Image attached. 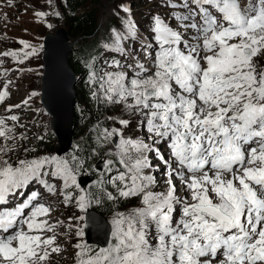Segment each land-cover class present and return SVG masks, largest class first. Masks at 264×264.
Returning <instances> with one entry per match:
<instances>
[{"label": "snow or ice", "instance_id": "obj_1", "mask_svg": "<svg viewBox=\"0 0 264 264\" xmlns=\"http://www.w3.org/2000/svg\"><path fill=\"white\" fill-rule=\"evenodd\" d=\"M165 6L187 9V14L173 13L182 30L152 16V42L141 46L151 65L137 58L128 66L134 68L131 79L126 72L99 79L104 99L138 112L149 140L166 143L168 157L143 140L123 138L119 129H104L103 139L120 137L115 154L125 169L110 182L122 197L141 196L142 207L114 217L109 246L94 250L82 239L75 243L76 264H264V69L256 62L264 55V0H247L244 7L240 0H181ZM119 7L130 14L129 7ZM136 28L134 20L126 19L124 31L111 29L112 43L104 47L127 55L123 41L134 39ZM20 43L28 50L20 63L42 49ZM113 66L122 67L119 61ZM90 76L96 83V73ZM8 95L5 85L0 103ZM39 95L33 91L23 104ZM13 107L20 105L8 111ZM11 131L0 118V137L11 138ZM152 151L166 166V193L147 190L155 177L145 174L153 165L143 153ZM83 162L57 155L14 163L0 158V264H45L62 251L56 228L63 222L50 223L52 208L41 202L39 190L9 205L33 182L56 195L51 176L62 181L64 204L87 211L99 196L77 182ZM174 179L186 196L177 195ZM73 187L78 195L68 191ZM103 194L116 199L111 192ZM74 235L82 238L84 229L77 226Z\"/></svg>", "mask_w": 264, "mask_h": 264}, {"label": "rangeland", "instance_id": "obj_2", "mask_svg": "<svg viewBox=\"0 0 264 264\" xmlns=\"http://www.w3.org/2000/svg\"><path fill=\"white\" fill-rule=\"evenodd\" d=\"M59 2L60 0H0V53H16V56L0 55V79L3 80V82L0 83L2 85L1 91H3L5 85H7V91L9 93V95L5 98L6 101L4 100V102L1 103L0 118L5 119L8 128L12 129V131L8 133V136L11 138L6 139L5 137H0V149L5 150L0 152V158L7 159L9 162L14 163L20 159H32L34 157H42L45 155H56L55 152L47 149V145L42 146L35 143L37 141L44 142L45 144L50 142H53L54 144L57 143V140L54 137V133L51 129V117L44 111L40 103V95L33 97L27 105L23 104V101L27 99L33 91L39 92L41 94V78L43 74V63L41 57L43 53L44 37L47 34L54 35L59 29L67 32L64 25L65 17ZM180 2L181 0H95L86 4L88 9L95 12L98 20L95 32L96 35L92 36L91 39H88L89 42L96 40L94 47L96 48L97 52L96 55L93 56L96 57L94 60L93 72L96 73L97 82L90 83V73L92 71H87L85 73L83 70L84 72L82 73V76H75L76 86H74V90L77 91L78 89H82L89 100H95L101 104L103 108H105L104 118H106V121L101 127L102 157L100 160L96 161V166L100 162H103V164L100 166V171L105 168H111V172L105 176L109 180L106 182H109L110 184H112L110 181L114 179L119 172L125 171V169L119 163V157L115 154L117 151L116 144L118 143L120 137L113 136L112 138L105 140L103 139L104 129H108L109 131L112 129H119L123 138H130L133 140L144 139L146 137L145 134L147 133V130L145 127L141 126L140 121L143 118L138 112L126 108L124 103H109L104 99L103 90L100 87V85L103 83V80L99 78L105 73L118 71V68L113 66V61H119L122 65V56H124L120 53L106 49L104 45L112 43L113 37L111 35V29L115 28L118 31L123 32L124 21L126 19L134 20L137 25L136 37L132 40L129 38L123 41V46L127 52V55L125 56L131 63L132 61L128 57L129 54L133 53L134 57H136V54L139 56V52L143 51L141 45H136V47H140L136 49L134 48L135 46H133V44L137 43L138 41H140L142 44L152 42V39H148V37L153 38L154 35H151L152 32L150 30L152 27L151 18L153 15H160L172 27L178 28L179 22L174 19L173 13L187 14V9H172L170 7H166L165 5L166 3L179 4ZM246 3L247 0H240L241 7H244ZM121 4H124L131 9L130 14H126L122 11V9L119 7ZM192 7H195V5H192ZM37 12H44L46 13V16L40 17L36 15ZM48 24H51L52 27L49 28L47 26ZM178 30L182 29L178 28ZM21 40L27 41L29 44L36 47L42 46L39 55L24 59V62L20 63V60L24 58V52L28 51L27 49H24L23 45L20 43ZM75 42H80V40H75L72 37H69V44H71V46L74 45ZM72 57L73 55L70 54L69 59ZM145 57L144 59L146 61ZM142 58L143 57L139 58L141 62L144 61ZM147 61L150 64H146V67L151 65V59ZM256 62L259 68L264 69V55L258 56L256 58ZM131 64L133 65V63ZM88 68L90 70V66H88ZM124 71H130L131 79L134 68L125 66ZM94 92L96 93L95 96H93ZM77 104L78 101L76 99L75 106ZM14 105H20V107H13L11 111H8L9 106ZM11 115H17L19 120L11 121L8 119V117ZM120 120H128L129 123L127 126H125L119 123ZM41 136L44 137L43 140L39 139ZM75 142L76 141L72 140L71 145L75 144ZM148 144L150 145V143ZM157 145L158 143H153V145L150 146L160 149L159 145ZM25 149H27V151H25ZM71 150L72 149H70L68 153L59 157L71 160V155L74 154L71 152ZM160 152L164 154L163 149H160ZM144 154L147 156L146 153ZM166 157L167 156H165V158ZM107 160H112V165H106L105 162ZM150 161L152 164H157L152 166L153 168L151 167L149 169L147 168V170L145 169V174L147 175L150 174V172L155 171V183H160L159 180H161L163 177H166L165 168L160 170L158 165L160 163L154 160L152 157L150 158ZM115 163L117 165L114 166ZM84 166L85 165H82L80 167L77 175V182L79 184L81 178L84 180L90 178V175ZM96 172L101 173L98 171ZM48 179L50 183L55 184L57 189L56 195H50L37 183H35L36 186L34 187H38V189L42 190L45 196H48L47 202L49 203H47V205L52 208L51 216L49 218L51 221L50 223H56L61 219L63 223L59 224L56 230L59 229L57 231L59 236L65 239L63 243L68 240L71 246L64 249L65 258L58 257V255H53L50 257L49 261L45 262V264H76V251L73 252L75 243L82 239V241L92 249L95 250L96 248H100L89 245L86 242L85 233L82 238L76 237L74 235L77 226L84 229L87 211L90 209L91 205L88 207L87 211L82 212L75 203H69L67 205L64 204L63 198L60 195V192L63 190L62 181L52 178L51 176H49ZM176 180L180 181L179 179ZM117 183L119 184V182ZM155 183L152 184L155 187H152L150 191L152 190L154 193L167 192L168 184H159L158 188ZM176 186L178 187L177 191L179 190L177 195L184 196L181 194V190L179 188L180 184H177ZM68 191L74 192L76 195L79 194V189L74 187L69 188ZM120 197L123 200H127L128 204L121 210L106 218V224L109 226V245L113 242L112 231L114 228V217L118 213L128 214L133 212L135 209L142 207L141 196ZM73 199H75V196ZM15 202L16 200L13 201V203ZM77 217H83V220L77 219ZM72 219L77 220L74 225ZM69 224L73 225V229L67 231L66 229L68 228ZM59 236L57 235V242ZM151 242L153 244L155 243L154 240ZM70 253H73L74 255L70 256Z\"/></svg>", "mask_w": 264, "mask_h": 264}, {"label": "trees", "instance_id": "obj_3", "mask_svg": "<svg viewBox=\"0 0 264 264\" xmlns=\"http://www.w3.org/2000/svg\"><path fill=\"white\" fill-rule=\"evenodd\" d=\"M91 1L95 0H60L59 2L65 17L64 25L68 36L80 40V42H75L72 45L70 54L73 57L68 60V66L75 76H82L84 71L85 73L87 71L93 72L94 60L96 59V57H93L97 52L94 47L96 40L90 42L88 40L96 35L98 21L95 12L86 7V4ZM88 66H90V70ZM75 93L78 104L74 108L72 140L76 142L71 145V152L74 153L71 158L77 156L84 161L83 165H85L86 171L93 178L85 190L99 196V202H95L94 198L90 210L106 219L127 206L128 201L119 196L116 186L106 182L108 179L105 176L111 172V170L109 171L111 168H105L101 173H97L95 170L96 161L102 157L101 127L106 121V118H104L105 108L95 100H89L82 89H78ZM35 143L42 146L47 145L48 150L56 153V144L58 143L45 144L38 141ZM115 165L117 164L115 163ZM101 181H103L102 184ZM105 191L111 192L116 199H107L103 194ZM99 249L96 248L95 250Z\"/></svg>", "mask_w": 264, "mask_h": 264}, {"label": "water", "instance_id": "obj_4", "mask_svg": "<svg viewBox=\"0 0 264 264\" xmlns=\"http://www.w3.org/2000/svg\"><path fill=\"white\" fill-rule=\"evenodd\" d=\"M71 44H69L68 33L63 30H57L55 34H47L43 39V74L41 78L42 87L40 94V103L44 111L51 117V129L54 133V137L57 140L56 154L61 156L66 154L71 148L72 134H73V118L74 108L76 104V93L74 91L75 75L71 72L68 66L69 55L71 51ZM64 70L68 77V82L65 76H63ZM62 86L61 90L60 87ZM68 95L69 107L66 113L61 114L62 124H58L54 116V109L56 108V101L59 102L61 95ZM53 104V105H52ZM53 107V108H52ZM58 111V109L56 110ZM63 115V116H62ZM61 144L63 147L61 148ZM103 162H100L95 167L100 171V166ZM92 178L86 180L80 179V185L85 187ZM95 217V220L90 221V217ZM93 223V225H92ZM99 223H103L104 233L101 235L102 239L96 238L97 231L99 232ZM97 226V227H96ZM84 233L86 236V242L91 246L99 245L100 247H106L109 237V226L106 224V219L98 215L92 210L87 211V216L84 224ZM90 234L94 237L91 238Z\"/></svg>", "mask_w": 264, "mask_h": 264}, {"label": "bare ground", "instance_id": "obj_5", "mask_svg": "<svg viewBox=\"0 0 264 264\" xmlns=\"http://www.w3.org/2000/svg\"><path fill=\"white\" fill-rule=\"evenodd\" d=\"M153 33H151V35H152ZM148 39H152L151 37H148ZM141 45L142 46V43H140V41H138L137 43H134L133 44V46H135L134 48H136V49H138V48H140V47H136V45ZM136 56H138L137 54H136ZM139 56H143V51H140L139 52ZM138 56V57H139ZM149 57H147L146 58V61H145V59H144V61H142L145 65L146 64H150L147 60H149L148 59ZM129 65H132L131 63H130V61L126 58V56L124 55V56H122V67H120V68H118V71H116V72H125L124 71V68H125V66H129ZM64 72L65 73H63V76H65V78L67 79V82H68V77H66V76H68L67 75V73H66V71L64 70ZM127 73V75H128V78L130 79V71L129 72H126ZM8 80V79H7ZM1 82H3V80L2 79H0V83ZM6 83V82H5ZM12 84V83H11ZM13 85V84H12ZM61 88H62V86L60 87V90H61ZM1 89H2V85L0 84V91H1ZM66 97L67 98H65V95L63 94V95H61V97H59V102H57L56 101V108L58 109V111H56L55 110V108H53L54 110V116H55V119L57 120V122H58V124H60V125H63L62 124V118H61V114L63 113H66L67 112V110H68V107H69V97H68V95H66ZM6 101V100H5ZM5 104V103H4ZM53 105V104H52ZM0 106H1V103H0ZM63 116V115H62ZM49 120V119H48ZM146 137L144 138V139H142L145 143H150V145H153V141L152 140H149V133L147 132L146 134ZM149 140V141H148ZM158 145H159V148L160 149H163L164 150V156H167L168 157V148H167V146H166V143H158ZM157 145V146H158ZM63 147V145L61 144V148ZM69 151H70V149H69ZM68 151V152H69ZM67 152V153H68ZM146 154H147V157H148V159L150 160V158L152 157V158H154V160H156L157 162H159L160 164H158L159 165V168H160V170L163 168H165L166 166H165V164L159 159V156H158V154L156 153V152H154V151H152V152H145ZM134 155H137V154H134ZM143 155H145L144 153H143ZM154 156V157H153ZM157 157V158H156ZM167 157H166V159H167ZM152 162H154V161H152ZM157 163H153L152 165L154 166V165H156ZM122 167V166H121ZM153 168V167H152ZM149 169V168H148ZM147 170V169H146ZM145 172V171H144ZM157 172V171H156ZM150 174L151 175H155V171H153V172H150ZM161 179V178H160ZM166 180H167V177H163L161 180H159V182L160 183H155L156 184V186L158 187L159 186V184H161L162 185V183H164V184H167V182H166ZM174 182L176 183V185L178 184H180V190H181V194L182 195H184V196H186L187 195V193L181 188V183H180V181H177L176 179H174ZM34 186H36V184H35V182H33L29 187H28V189H26V190H24L25 191V195H26V193L31 189V188H33ZM61 186V185H60ZM152 187H155V186H151V187H149V189H147L148 191H150V189L152 188ZM159 188V187H158ZM178 188V187H177ZM36 189V188H35ZM161 189V188H160ZM42 194H43V192H42V190L40 189L39 190ZM152 191V190H151ZM153 192V191H152ZM156 193V192H155ZM177 193H179V190L177 191ZM51 195V194H50ZM54 196V195H53ZM23 197L24 196H17L16 198H14L13 200H12V202H11V204L9 205V207H11V206H14L15 205V203H13V201L14 200H18V199H23ZM48 201V198H47V196H45L44 194H43V196H42V200H41V202H43V203H45L46 205H47V203H49V202H47ZM16 203H18L17 201H16ZM26 211V213L28 212V210H25ZM73 220V225L76 223V219H72ZM93 220H95V222L94 223H97V220L95 219V217H90V221H93ZM60 221H61V219H60ZM51 222V221H50ZM72 222V221H71ZM69 225H71V224H69ZM92 225H93V223H92ZM97 227V226H96ZM104 225H103V223H99V232L97 231V235H96V238H98L99 240H101L102 239V237H101V235L104 233ZM73 229V228H72ZM71 229V230H72ZM59 230V229H58ZM58 230H56V234L59 236V233L57 232ZM67 231H70L69 230V228H67L66 229ZM52 233H48L47 235H51ZM90 237L91 238H94L91 234H90ZM109 237H110V235H109ZM109 237H108V242H107V245H109ZM65 239L64 238H61L60 236H59V239H58V242H57V244H59L60 245V247H61V249H62V251L60 252V253H54V254H52L51 256H53V255H58V257H63V258H65V248L66 247H70L71 245H70V242L68 241V240H66V242H64L63 243V241H64ZM107 245H106V247H107ZM97 247H100L99 245H96ZM100 248H102V247H100ZM74 251H76L75 250V248L73 247V252ZM74 254L73 253H70V256H73Z\"/></svg>", "mask_w": 264, "mask_h": 264}]
</instances>
